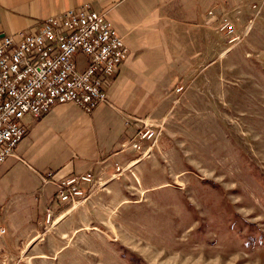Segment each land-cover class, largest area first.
<instances>
[{
    "label": "rangeland",
    "instance_id": "rangeland-1",
    "mask_svg": "<svg viewBox=\"0 0 264 264\" xmlns=\"http://www.w3.org/2000/svg\"><path fill=\"white\" fill-rule=\"evenodd\" d=\"M222 15L234 38L214 21L222 52L124 146L120 175H95L49 224L39 207L35 227L9 218L0 264H264V0Z\"/></svg>",
    "mask_w": 264,
    "mask_h": 264
},
{
    "label": "crops",
    "instance_id": "crops-1",
    "mask_svg": "<svg viewBox=\"0 0 264 264\" xmlns=\"http://www.w3.org/2000/svg\"><path fill=\"white\" fill-rule=\"evenodd\" d=\"M244 1L0 0V37L34 32L48 17L88 4L93 12L105 13L128 55L106 80V103L90 113L65 103L38 119L23 118L24 137L0 165V228L7 231L9 218L22 212L29 215V226L39 225L32 213L34 207L44 212L51 205L50 181L88 171L109 175L119 167L127 158L123 148L137 130L151 126L191 70L205 67L207 54L222 50L212 29L217 17ZM210 11L213 17L207 16ZM77 61L83 69L85 59L78 55Z\"/></svg>",
    "mask_w": 264,
    "mask_h": 264
},
{
    "label": "built area",
    "instance_id": "built-area-1",
    "mask_svg": "<svg viewBox=\"0 0 264 264\" xmlns=\"http://www.w3.org/2000/svg\"><path fill=\"white\" fill-rule=\"evenodd\" d=\"M104 15L83 4L48 17L34 32L20 30L14 36L0 37V165L13 156L24 137L23 118L38 119L51 106L65 103L84 113L106 103V80L128 55ZM207 16L213 17V13L207 12ZM215 21L217 32L232 40L234 23L223 15ZM78 55L85 59L83 69ZM178 91L180 86L174 90ZM152 131L147 126L137 130L131 148L138 150L143 141L152 138ZM114 169V175H120L122 169ZM96 180L93 171H88L50 181L53 205L44 210L45 224L52 222L64 205L83 199Z\"/></svg>",
    "mask_w": 264,
    "mask_h": 264
},
{
    "label": "trees",
    "instance_id": "trees-1",
    "mask_svg": "<svg viewBox=\"0 0 264 264\" xmlns=\"http://www.w3.org/2000/svg\"><path fill=\"white\" fill-rule=\"evenodd\" d=\"M64 206H66V205H64ZM64 206H63V207H64Z\"/></svg>",
    "mask_w": 264,
    "mask_h": 264
},
{
    "label": "bare ground",
    "instance_id": "bare-ground-1",
    "mask_svg": "<svg viewBox=\"0 0 264 264\" xmlns=\"http://www.w3.org/2000/svg\"><path fill=\"white\" fill-rule=\"evenodd\" d=\"M40 119V118H39Z\"/></svg>",
    "mask_w": 264,
    "mask_h": 264
}]
</instances>
